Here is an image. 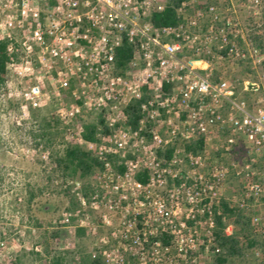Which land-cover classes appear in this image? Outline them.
<instances>
[{
  "label": "built area",
  "instance_id": "obj_1",
  "mask_svg": "<svg viewBox=\"0 0 264 264\" xmlns=\"http://www.w3.org/2000/svg\"><path fill=\"white\" fill-rule=\"evenodd\" d=\"M168 2L0 0V37L8 40V52L16 55L8 65L9 73L21 75L25 70L35 75L32 61L36 58L41 69L51 74L74 59L78 72L86 76L88 69L103 79L106 72L116 71V49L127 37L134 46L133 59L123 75L114 77L108 92L110 97L112 92L121 93L123 83L128 91L134 90L125 108L144 96L145 87L148 99L142 104L138 129L120 126L109 137V145L98 148L105 168L93 176L102 182L92 193L90 204L103 210L106 233L100 238L107 247L102 252L104 264H201L203 257L219 255L218 217L225 225V235L237 232L232 218L220 208L232 172L242 183V193L228 203L249 220L258 240L252 254L264 264V182L258 177L255 160L241 165L232 157L228 164L217 161L208 165L207 149L202 155L176 147L177 141L200 140L206 146L213 128H221L228 135L222 156L232 155L241 141L252 155H264V103L240 100L238 84L228 78L244 74L245 92L261 89L264 0H179L178 24L155 26L153 13L164 11ZM19 56L26 59V67H18ZM260 75L261 80L257 78ZM166 83L172 85L167 92ZM41 92V84L35 83L28 96L35 99ZM125 108L120 122L126 124ZM107 124L110 129L116 125L114 121ZM119 136L132 139L134 146L144 144L148 137L151 143L145 146L152 164L134 157L118 159L119 165H126V171L119 172L108 159L109 154L117 155L110 142L119 143ZM143 173L148 176L147 183L138 180ZM170 173L175 174L177 183L167 200L192 205L183 220H177L178 212L154 188L167 183L165 175ZM130 195L149 208L160 204V214L153 217L148 209L130 213L125 206ZM79 199L86 207V197L80 195ZM196 206H202L198 213ZM86 217L81 226L97 232L96 226L87 223L88 214ZM164 237L170 238L169 244H164Z\"/></svg>",
  "mask_w": 264,
  "mask_h": 264
},
{
  "label": "rangeland",
  "instance_id": "obj_2",
  "mask_svg": "<svg viewBox=\"0 0 264 264\" xmlns=\"http://www.w3.org/2000/svg\"><path fill=\"white\" fill-rule=\"evenodd\" d=\"M17 60L18 67H26L24 57L19 56ZM32 63L36 69L35 75L30 76L25 70L21 75L11 71L6 86L0 91V262L87 264L88 260L100 256L104 264L102 252L107 247H103L100 238L106 233L102 226L103 210L94 209L90 204L92 193L102 181L98 177L94 178V174L89 177H83L80 173L71 176L58 166L57 161L63 157L68 146L83 143L84 124L98 123L104 119L108 126L107 121H114L116 125L111 133L120 126L127 127V123L120 121L125 105L135 91H128L123 83L122 92H112L110 97L111 92L108 91L114 77L124 74L118 69L114 73L106 72L104 78L100 79L88 69L85 70L88 73L86 76L78 72V61L74 59L62 63L51 74L41 69L38 59L34 58ZM260 69L264 72V62ZM231 75L228 78L238 84L240 100L250 103L255 99L264 103L263 75L257 77L261 80V89L257 93L244 91L243 82L247 76L240 73ZM35 83L41 84L42 92L40 97L32 99L28 92ZM212 132V138L199 152L189 148L199 141H177L176 147L202 155L207 149L208 165L217 161L228 164L232 157L241 165L250 159L255 160L258 177L264 182L262 153L252 155L246 143L241 141L232 155L222 156L221 149L227 144L228 135L221 128H213ZM117 139L119 143L110 142L117 159L123 161L134 157L141 163L152 164L153 158L146 152L145 146L151 143L148 137L144 144L137 146L132 145V139L120 136ZM126 140L129 144L125 148L121 147ZM102 144L107 147L108 139H103ZM174 175H165L167 183L160 186L156 184L154 188L161 198L169 202V207L178 212L177 220H183L190 213L192 205L185 201L175 204L167 200L177 183ZM94 181L97 182L95 186L92 185ZM241 193L242 183L232 172L223 190L220 208L222 203L229 204L228 199ZM80 195L86 197V207L82 206ZM159 205L153 204L149 208V205L140 204L139 198L135 201L134 195H130L129 201L125 203L130 213L136 209H148L153 217L160 214ZM201 207L196 206L195 213ZM261 211L264 215V204ZM78 212L79 215H76ZM86 214L89 215L87 223L91 227L96 226L97 232H89L81 226L82 219L87 218ZM240 214L235 210V213L227 215L235 223L236 233L243 247H246L247 236L243 225L238 222ZM244 218L250 225L249 220ZM79 230H83V234H79ZM55 232L60 233L55 236ZM219 255H212L210 259L203 257L200 263L218 264L216 259ZM226 264L260 263L250 251H246L244 256H230Z\"/></svg>",
  "mask_w": 264,
  "mask_h": 264
},
{
  "label": "trees",
  "instance_id": "obj_3",
  "mask_svg": "<svg viewBox=\"0 0 264 264\" xmlns=\"http://www.w3.org/2000/svg\"><path fill=\"white\" fill-rule=\"evenodd\" d=\"M179 4V0H169L166 9L159 13H153L152 22L155 26H175L178 24L179 18L176 12V7ZM8 40L0 37V91L6 86L8 82V65L15 58V54L8 52ZM134 56V46L129 43L128 38L125 37L123 43L116 49V61L117 69L124 73L129 67ZM172 85L170 83L165 84V91L167 92ZM148 99L147 88L145 87L144 96L140 99L133 100L126 108L125 113L128 117L127 125L133 129H138L140 126V120L142 119V104ZM82 138L83 143L70 145L65 151L63 157H61L57 164L60 168H63L66 173L74 174L80 173L83 177H89L98 171L104 170L105 163L98 156V148L103 143V139H109L111 136V129L105 124L104 119H101L98 123H87L83 125ZM90 145H93L91 147ZM204 145V141L200 140L196 145L189 146L190 149H194L199 152ZM114 154H109V161L118 168L119 172L124 173L126 171V165L124 163L119 165V160ZM138 180L147 183L148 176L146 173L139 174ZM222 209L225 214H233L235 210L227 203H222ZM220 229L217 231L218 243L222 248V252L217 257L216 262L218 264H226L230 256H244L246 251H250L257 246L258 242L252 237L251 227L242 214L239 215L238 222L243 225V231L246 233L247 242L246 247H243L241 238L235 233L233 236H227L224 234V223H222L221 217H218ZM60 232H55L54 235H59ZM79 234H83V230H79ZM164 244L167 245L170 242L169 237H164ZM253 255V254H252ZM60 261V259H58ZM87 264H102L100 256L94 257L86 262ZM0 264H2L0 262ZM60 264V263H57Z\"/></svg>",
  "mask_w": 264,
  "mask_h": 264
}]
</instances>
